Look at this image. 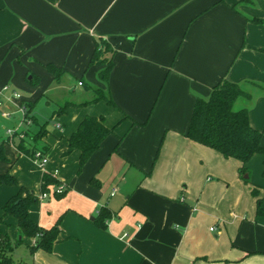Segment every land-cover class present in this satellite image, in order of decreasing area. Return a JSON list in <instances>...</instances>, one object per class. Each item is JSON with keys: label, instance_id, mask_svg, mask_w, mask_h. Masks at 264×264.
Returning a JSON list of instances; mask_svg holds the SVG:
<instances>
[{"label": "crops", "instance_id": "1", "mask_svg": "<svg viewBox=\"0 0 264 264\" xmlns=\"http://www.w3.org/2000/svg\"><path fill=\"white\" fill-rule=\"evenodd\" d=\"M98 38L115 50L107 84L98 75L102 66L89 64ZM263 48L264 0H0V89L25 91L6 100L10 106L35 103L46 92L56 102L74 87L71 75L83 89L66 110H54L55 127L34 142L48 157L44 166L19 151V140L4 143L0 174L10 171L40 194L47 170L68 189L58 198L52 186L30 208L40 226L60 224L52 251L31 255L26 239L14 259L264 264V213H257L258 199L264 209V154L245 164L243 178L240 160L186 135L196 98L226 78L252 93L239 105L249 108L264 145ZM50 63L65 69L59 81L46 69ZM87 81L108 89L115 105L93 101ZM87 115L104 116L114 133L78 172L80 151L68 138ZM18 188L0 185V217ZM101 207L112 213L106 227L96 223ZM0 227L18 236L12 216Z\"/></svg>", "mask_w": 264, "mask_h": 264}, {"label": "trees", "instance_id": "2", "mask_svg": "<svg viewBox=\"0 0 264 264\" xmlns=\"http://www.w3.org/2000/svg\"><path fill=\"white\" fill-rule=\"evenodd\" d=\"M262 50L264 51V48ZM114 53L115 50L106 39H96V47L89 64L102 66L98 75L100 80L106 84L114 67ZM45 67L54 75L57 81L66 72L64 68L52 63L46 64ZM37 80L35 78L31 83H37ZM81 82L85 84L84 79H81ZM86 86L95 93L93 101L105 100L107 103L115 105L108 89L95 87L89 83H86ZM242 98L250 99L252 98V93L237 82L226 78L221 79L213 86L208 97L196 98L186 135L190 139L220 152L226 158L240 160L243 163L240 169L243 177L247 172L245 164L254 155L264 154V145L262 143L263 131L254 128L250 123L249 108L239 105V101ZM25 104L28 111L32 112L35 103L28 102ZM71 104L70 101L65 102L64 105L59 107L58 112L66 110ZM36 120L33 117V121L35 122ZM47 132L46 124L40 125L38 131L32 135V141L39 143ZM113 133L114 129L106 125L102 115H87L81 121L76 131L68 138L69 147L80 151L78 172L82 171L88 160L101 147L104 140ZM4 143H6V140L0 142V160L6 161L8 157L5 153ZM23 144V139L19 140L17 148L21 153L27 154L28 151L24 149ZM31 155L33 157L34 153ZM91 181L92 184L98 185V179H92ZM2 184L19 187L18 191L1 207L3 216L0 217L1 223L4 216H12L16 219L18 236L12 238L7 231L0 227V264H32L31 261L27 260H15L12 254L15 248L25 243L26 239H30L32 243L28 244V246L31 255L39 249L52 251L54 244L60 240L62 233L60 224L56 223L46 228L40 226L31 217L30 208L39 202V193L34 189L19 185L18 178L10 171L0 174V185ZM61 185L63 186L62 181L54 173L47 170L43 172L40 185L41 193H49L51 187L56 186L54 194L60 198L68 190L64 188L62 192H58L57 187ZM253 193L256 194L255 189ZM257 203V213L261 215L264 213L261 200L258 199ZM111 218V211L106 207H101L96 223L101 227H106V222Z\"/></svg>", "mask_w": 264, "mask_h": 264}, {"label": "rangeland", "instance_id": "3", "mask_svg": "<svg viewBox=\"0 0 264 264\" xmlns=\"http://www.w3.org/2000/svg\"><path fill=\"white\" fill-rule=\"evenodd\" d=\"M73 75H71V80L75 83L72 89H70L71 91L67 94V95H60V97H56L55 101L56 102H51L48 99V97H50V95L46 92L44 93V96L36 99V102L34 104V109L33 112L36 115L37 119H38V124L34 123L33 121V115L31 114V112L27 111L26 115L27 118L30 119L32 122L31 123H27V121L25 120L24 123L22 124V128H26L27 130V134L25 136V138H23V146L24 149L27 150V154L32 156L31 154L34 153L36 150H43V149H39L38 147L34 146V141H32L31 137L34 134V131L38 130V127L40 125L46 124V126L48 127L49 130H52L53 127H55L54 123L56 121V119H54V116L56 115V113L54 112L55 109H58L61 105L65 104V101L67 100H71L72 98H75V96L80 92L83 91L82 87L77 85V79L76 77H72ZM89 84L90 81H87ZM31 85L33 86H37L38 83H31ZM18 92L21 93V95L25 94V91L22 89H16ZM62 90H60L61 93ZM63 93V91H62ZM2 109L7 111V112H12L10 117H3L1 115L0 112V141H4V139H6V141H9L8 138V133L7 130L8 129H14L17 124L19 123V121L23 118L22 114L19 112L15 111V108L11 107L10 104L7 101H4V103L1 105ZM32 131H31V130ZM15 140L17 141L18 139L15 138ZM21 140V139H20ZM25 143L30 144V147H28V145H25ZM44 151V150H43ZM246 175V173L244 174V176ZM51 195V194H50ZM44 199V198H42ZM41 200V199H40ZM1 223V222H0Z\"/></svg>", "mask_w": 264, "mask_h": 264}, {"label": "built area", "instance_id": "4", "mask_svg": "<svg viewBox=\"0 0 264 264\" xmlns=\"http://www.w3.org/2000/svg\"><path fill=\"white\" fill-rule=\"evenodd\" d=\"M79 85H82L81 81H79ZM21 98H22L21 93L16 91L15 89H12L9 85H5L3 88L0 89V106L6 100H10L14 102L15 100H19ZM15 111L21 113L23 118L19 121V123L14 129L7 130V133L9 135L7 139L10 140V142H13L15 138H17L18 140L20 139L22 140L23 138H25L28 129L22 128V124L24 123L25 120L27 121L28 124L32 122L30 119L27 118L26 113L28 111V108L25 102L21 101L19 104H17L15 107ZM0 112L3 117H7V118L10 117L12 113V112H7L3 109H0ZM33 159L36 162H38L41 166H44L48 161V157L46 153L41 150H36L34 152ZM63 190L64 187L62 185L57 187L58 192H62ZM47 195H49V193H40L39 199H42ZM211 229H213V227H211Z\"/></svg>", "mask_w": 264, "mask_h": 264}, {"label": "water", "instance_id": "5", "mask_svg": "<svg viewBox=\"0 0 264 264\" xmlns=\"http://www.w3.org/2000/svg\"><path fill=\"white\" fill-rule=\"evenodd\" d=\"M246 176H248V175H246Z\"/></svg>", "mask_w": 264, "mask_h": 264}]
</instances>
